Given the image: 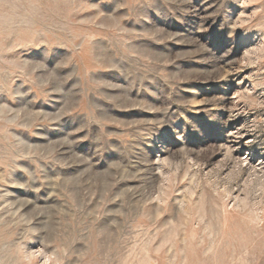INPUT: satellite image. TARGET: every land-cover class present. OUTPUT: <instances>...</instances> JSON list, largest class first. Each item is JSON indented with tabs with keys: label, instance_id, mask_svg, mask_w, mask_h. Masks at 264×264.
Segmentation results:
<instances>
[{
	"label": "rangeland",
	"instance_id": "1",
	"mask_svg": "<svg viewBox=\"0 0 264 264\" xmlns=\"http://www.w3.org/2000/svg\"><path fill=\"white\" fill-rule=\"evenodd\" d=\"M0 264H264V0H0Z\"/></svg>",
	"mask_w": 264,
	"mask_h": 264
}]
</instances>
